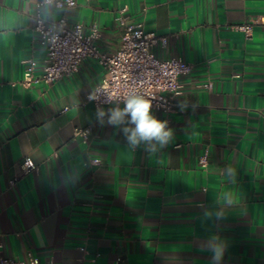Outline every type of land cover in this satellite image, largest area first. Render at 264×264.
<instances>
[{
	"label": "crops",
	"instance_id": "obj_1",
	"mask_svg": "<svg viewBox=\"0 0 264 264\" xmlns=\"http://www.w3.org/2000/svg\"><path fill=\"white\" fill-rule=\"evenodd\" d=\"M41 1L0 0L3 255L26 261L31 253L42 264H264V0H77L67 11L86 32L98 25V47L110 56L127 6L130 22L165 38L153 48L158 58L192 65L174 112L152 110L174 132L155 152L146 141L130 145L127 116L109 123L110 109L123 106H103L100 117L88 101L106 73L96 60L50 85L19 84L29 60L36 74L45 65L36 11L63 15ZM252 22L249 37L234 28ZM76 128H90L89 144ZM26 158L35 169L22 170ZM221 242L216 262L210 245Z\"/></svg>",
	"mask_w": 264,
	"mask_h": 264
},
{
	"label": "built area",
	"instance_id": "obj_2",
	"mask_svg": "<svg viewBox=\"0 0 264 264\" xmlns=\"http://www.w3.org/2000/svg\"><path fill=\"white\" fill-rule=\"evenodd\" d=\"M146 1V0H141ZM63 11L57 19L47 20L38 8L34 18L35 31L46 50L45 65L40 74L35 73V64L28 61L24 78L19 84L30 88L37 84H53L61 79L71 78L79 71L85 59L96 60L105 68V76L101 84L88 95V101L95 108L113 105L123 106L126 96L132 92L144 95L152 100V110H161L167 114L175 110V98L181 93L180 78L191 73L192 65L181 58L160 59L153 51L159 42L165 38L157 33L147 31L144 22L132 23L129 21L127 6L119 10L118 21L124 28L120 49L113 55L104 54L98 47L97 41L101 38V31L97 24H92L86 32L81 23L71 25L66 16L67 11L77 5V0H52L51 3ZM254 23H243L234 28L250 36ZM209 88L210 85L206 84ZM94 96V100L89 97ZM74 135L85 144L92 140L90 128H76ZM99 165L100 159L91 161ZM203 168L208 166L207 155L200 158ZM36 165L30 158L22 164V170L28 172ZM3 243L0 240V264H42L38 257L28 254V260L20 261L5 257L2 253ZM92 259L91 263H95ZM118 258L116 264H120Z\"/></svg>",
	"mask_w": 264,
	"mask_h": 264
},
{
	"label": "clouds",
	"instance_id": "obj_3",
	"mask_svg": "<svg viewBox=\"0 0 264 264\" xmlns=\"http://www.w3.org/2000/svg\"><path fill=\"white\" fill-rule=\"evenodd\" d=\"M52 0H45V3H51ZM94 100V96L89 97ZM152 100L136 92L130 93L123 101V107L110 109L111 115L109 123L119 124L127 116L129 122L135 127L131 129V135L127 136L131 146H137L141 141L148 142L150 151H157V145L160 149L165 148L174 138L173 129L168 126V121L160 120L152 113ZM98 116L103 117L104 110L98 109ZM125 133L129 132L128 128L124 129ZM155 142V143H153ZM214 237L213 240H218ZM213 252L214 261L221 260L225 245L215 243L210 245Z\"/></svg>",
	"mask_w": 264,
	"mask_h": 264
}]
</instances>
